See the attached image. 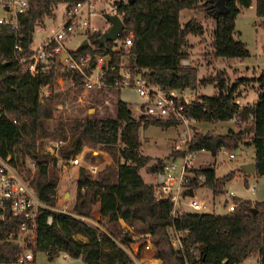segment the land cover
I'll list each match as a JSON object with an SVG mask.
<instances>
[{
	"label": "trees",
	"instance_id": "trees-1",
	"mask_svg": "<svg viewBox=\"0 0 264 264\" xmlns=\"http://www.w3.org/2000/svg\"><path fill=\"white\" fill-rule=\"evenodd\" d=\"M78 0H30L28 10L18 15L19 28L11 23L0 25V157H10L20 171L26 170L31 184L40 200L46 206L40 207L36 218V233L29 244L33 252L43 251L50 260L61 252L74 258L81 257L86 264H132L129 253L122 244L133 241L134 232H150L154 243L155 256L161 264H183L185 258L172 243V231L183 230V250L189 264H226L244 261L251 254L259 255V264H264V200H250L238 195L232 197L236 203L233 211L199 212L188 211L174 216L173 202L159 199L155 184L146 182L141 168L152 157L141 150L140 129L152 124L162 127L177 126L172 118H160L142 113L133 115L131 103L118 97L115 113L103 116H85L75 120L69 140L58 152L69 159L83 150L85 145H103L109 150L114 163L106 165L93 177L89 169L80 168L77 199L70 210L57 207L56 189L59 181L57 161L47 158L49 153L40 150L41 136L47 132L48 120L57 117L58 97L56 89L62 73L73 79L77 89L86 86L81 72L62 71V64H53L49 73L32 75L15 68L14 47L22 44V54L33 53L32 43L36 26L47 16L53 15L58 3L70 4ZM204 0H134L115 1L119 12H124L125 29L119 38L133 34L132 44L125 52L113 50L116 39L101 40L103 31L88 36L87 47L71 48L74 56L90 54L87 72L97 64L98 55H111L110 66L103 64L106 87H115L119 77V64L126 59L132 67L148 68L145 77L168 88H197L203 83H214L216 92L201 94L186 108L196 120L219 121L227 115L235 117V128L227 132L195 130L189 142L191 151L208 150L217 155L221 146L236 150L241 143L253 145L255 150V171L264 175V72L253 78L239 76L235 82L220 71L211 78H200L198 67L183 65L182 59L189 57L186 48L190 34H203L204 28L197 17L185 23L181 21L184 9L199 10L205 19H210L214 9ZM253 0H229L225 14L214 19L211 32L213 55L216 57H241L250 55V50L236 35V18ZM256 13L264 25V0H256ZM264 47V46H263ZM58 57V54H56ZM115 66V67H114ZM259 84L258 98L252 104L237 102L241 84ZM50 92L41 93L45 86ZM105 87H101V91ZM17 120V122H15ZM63 134L64 122L60 120ZM185 150H172L173 156L185 154ZM35 163V170L26 166V158ZM163 158L158 163L162 166ZM206 176L204 183L193 180V188L210 187L220 195L238 168L222 176L217 175L214 165L195 169ZM100 211L105 230L91 225L85 218H94ZM49 216L52 221L49 222ZM121 220L133 227H123ZM23 222L22 217H13L0 222V263L17 262L24 247L16 242ZM81 233L88 238L82 243L75 237ZM12 237V239L10 238Z\"/></svg>",
	"mask_w": 264,
	"mask_h": 264
},
{
	"label": "rangeland",
	"instance_id": "rangeland-1",
	"mask_svg": "<svg viewBox=\"0 0 264 264\" xmlns=\"http://www.w3.org/2000/svg\"><path fill=\"white\" fill-rule=\"evenodd\" d=\"M111 2L119 0H110ZM66 4L58 3L54 5V12L56 15L47 16L45 19L46 26L40 23L36 26L35 32V44L38 45L45 35H51L54 33L57 26L63 21V12L65 11ZM214 10V9H213ZM213 10L210 13V19H205L203 13L199 10L184 9L181 12V21L185 23L192 17H197L200 20L204 28L203 34H190L187 37L186 48L189 52L187 57L191 64L198 67V74L200 78H211L217 75L220 71L226 72V78L232 83L239 76H245L253 78L259 76L264 72V25L262 19L256 13V0H253L251 6L246 7L236 18V35L238 38L246 42L250 55L241 57H216L213 55L212 36L211 32L214 28V19L211 17ZM94 24L99 27H109L110 23L105 19L104 14H98L94 20ZM79 46V36L69 40L67 49L76 48ZM125 59V58H124ZM56 89L60 91L58 97L59 107L57 110V117L48 120L47 132L41 136L40 150L43 153H49L47 158L52 162L53 157H58L57 167L59 174V181L56 189L57 207L60 209L66 208L72 209V203L75 201L78 193V176L81 167H85L90 170L93 177H97L98 172L106 165L114 163V157L112 153L105 149L103 145L97 147H91L85 145L83 150L78 153L81 162L79 164H73L68 159L60 156L59 147L69 140L75 120L83 118L85 116H103L104 114L115 113V100L119 97L118 87H105L101 91V88L84 87L83 89H77L73 82L69 78L61 75L58 79ZM197 95L201 94H213L216 92L214 83H203L197 88ZM259 84L255 82H246L241 84L238 91L239 96L237 102L240 99L241 103L246 104L254 103V99L258 98ZM43 92H49V89L44 88ZM200 93V94H198ZM121 98L129 101L131 107L134 110L133 114L136 118L141 115V112L137 110V103L141 101L138 92L131 87L121 88ZM240 102V101H239ZM60 120L64 122L65 134L62 133L60 128ZM234 121H200L192 120L190 126V132L193 134L195 130L208 131L215 130L217 132H227L231 127L235 128ZM186 128L181 125L162 127L161 125H150L148 127L140 129V139L143 142L144 151L150 155H159V158L163 160H173L182 162L181 157H175L171 154L172 150H175L174 142L176 138L182 134ZM247 145V144H246ZM242 146V144H241ZM239 146L236 150V157L229 158L228 155L222 151L217 153L215 157L210 151L202 149L194 151V164L196 165H209L213 163L217 158V172L222 175L228 171L231 167H236L239 163L249 161L252 159V148H246ZM33 164L31 158H26V166ZM97 166V171H92L90 166ZM238 168V167H237ZM141 172L146 175L151 181H155L154 177L149 175L144 168ZM22 174L27 177L28 172L23 170ZM248 185L257 181V188L252 190ZM227 188L233 190L240 197L264 200V175H258L252 173L244 176L238 175L234 180L228 182ZM197 195L199 199L204 200L208 205H213V210L216 212H225L227 210V203L232 200L228 197V194L216 195L213 190L208 186H202L197 189ZM229 199H228V198ZM93 224L94 221H91ZM104 225V221H102ZM123 227L129 230H133V227L129 224L122 223ZM101 230H103L99 225ZM143 232H134L132 244H141L144 241ZM152 239V238H151ZM153 241V240H152ZM142 264H159L162 263L160 258H155L154 243L153 250L141 251ZM155 256V257H154ZM256 254H251L245 259L247 264H259V259ZM152 258V260H151ZM0 264H22L17 262L12 263H0ZM25 264H85L82 258H74L71 256L66 257L64 252H61L56 258L50 260L45 252L36 251L32 260H29Z\"/></svg>",
	"mask_w": 264,
	"mask_h": 264
},
{
	"label": "built area",
	"instance_id": "built-area-1",
	"mask_svg": "<svg viewBox=\"0 0 264 264\" xmlns=\"http://www.w3.org/2000/svg\"><path fill=\"white\" fill-rule=\"evenodd\" d=\"M128 3V0H124ZM30 0H0V25L9 22L14 28H19L18 15L28 10ZM11 13L9 17L8 13ZM104 14L106 20L111 22L107 15L118 14L124 21V12H119L117 4L109 0H78L70 4H66L62 23L57 26L51 36L46 37L43 42L33 48V53L23 55L22 44L17 42L14 47L15 68L28 71L32 75L49 73L53 64L60 60L63 68L62 71L81 72L88 88L106 87L108 83L105 79V71L103 64L105 63L104 55L97 56V64L90 68V72L85 70L89 66L90 54H81L74 56L67 49L69 40L79 36V46L90 34L97 31L105 32L108 28L96 26L93 22L98 14ZM125 29V28H124ZM123 31V30H122ZM121 34V33H120ZM132 36L130 33L126 38H117L113 46V50L126 52L132 44ZM89 41V39H88ZM58 54V57H56ZM183 65H190L188 58L182 59ZM115 67V66H114ZM148 68L132 67L126 59H122L119 64V77L115 79L114 86L118 88L131 87L134 88L141 98L140 110L144 114L153 115L160 118H172L177 120L178 125L184 126L186 129L182 131L174 142L175 150H185V154L180 155L182 162L175 159L165 160L162 166L159 165L156 172L155 194L161 198L170 199L173 202L172 213L174 216L182 215L188 211L212 212L213 205H208L204 200L199 199L198 195L190 194V188H193V180L204 183L206 176L202 172H198L194 166V151L189 149V142L192 140L193 134L190 132L192 120H196L194 116L187 113L186 108L189 104L198 98L195 88L190 87H173L168 88L159 82L148 80L145 73ZM74 82L73 79H70ZM49 86H45V88ZM50 92V90H49ZM49 92H42V96H46ZM235 117L227 115L223 121H235ZM17 122V120H15ZM222 151L229 158H235V150H231L226 146H221L218 153ZM73 164H79L81 159L78 154L68 159ZM35 170V163L31 165ZM92 171H97V166H90ZM246 184L248 181L246 179ZM252 190L257 187V181H253L248 185ZM228 197L235 196L233 190L226 192ZM227 197V198H228ZM229 199V198H228ZM46 206V203L40 200L36 190L31 184V180L22 174V171L10 161V157H0V222L13 217H22L23 222L20 227V233L17 238H13L21 246L24 247L23 252L18 258V262L25 264L34 258V252L29 244L32 243L36 233V218L40 207ZM227 212L236 208L233 199L227 203ZM48 221H52L49 216ZM144 241L141 244H122V247L129 253L132 264H142L141 251H152L153 241L150 232H143ZM172 243L179 250L178 255L185 258L183 264H189L187 255L183 250L182 237L183 230L172 231ZM12 239V237H10ZM155 257V256H154ZM157 258V257H155ZM152 260V258H151ZM224 259L221 264H226ZM234 264H247L244 261Z\"/></svg>",
	"mask_w": 264,
	"mask_h": 264
},
{
	"label": "crops",
	"instance_id": "crops-1",
	"mask_svg": "<svg viewBox=\"0 0 264 264\" xmlns=\"http://www.w3.org/2000/svg\"><path fill=\"white\" fill-rule=\"evenodd\" d=\"M110 1V0H109ZM54 8V7H53ZM53 15H56L55 14V12H54V9H53ZM63 15H64V12H63ZM46 19V18H45ZM45 19H44V21L43 22H41V23H43V25L44 26H46V22H45ZM40 24V23H39ZM35 32H36V29H35ZM52 35V34H51ZM51 35H45V37H43V39L41 40V42L36 46V45H34L35 44V33H34V41H33V43H32V47L35 49V48H37L42 42H43V40L46 38V37H48V36H51ZM79 42H80V38H79ZM46 89H49L50 90V88H46ZM195 90H196V93L198 92L197 91V89L195 88ZM198 94H200V93H198ZM119 97H121V88H120V90H119ZM255 101H256V99H254ZM240 101V102H239ZM254 101V102H255ZM238 102L240 103V104H246V102H242L241 103V100L239 99L238 100ZM60 105L58 104V107H59ZM137 110L138 111H140L141 112V110H140V102L139 103H137ZM134 111V110H133ZM141 114H142V112H141ZM134 115V114H133ZM142 141V140H141ZM241 144H242V146H241ZM240 144V146L241 147H246V148H252V151H251V155H252V159H250L249 161H246V162H241V163H239L235 168L234 167H231L228 171H226L225 173H223L222 175H224V174H226L227 172H229V171H232V170H234V169H236L238 166H242L243 164H246V163H249V162H252V161H254V157H255V150H254V147H253V145H246V144H244V143H241ZM141 150H142V152L143 153H145V151H144V147H143V142H142V144H141ZM145 154H147V153H145ZM150 155V154H149ZM151 157H152V159L149 161V163L146 165V166H144V167H142V168H144L145 170H146V172L149 174V175H151L152 177H154V179H155V181H151V180H149L148 178H146V175L145 174H143L142 172V175H143V178L145 179V181L146 182H151V183H156V172H157V169H158V166H159V163H158V161H156V158L159 156V155H156V156H154V155H150ZM215 157H217V155H214ZM180 157V156H179ZM211 165H214L215 167H216V169H217V166H218V163H217V158L215 159V161L213 162V163H210ZM194 166H195V168H198V167H201V166H203V165H196V164H194ZM141 168V169H142ZM217 171V170H216ZM245 173H247L248 175H250V174H252V173H254V172H246V171H240V170H237L236 171V173H235V175H234V177L231 179V180H229L228 182H230V181H232V180H234L239 174L240 175H242V176H244L245 175ZM217 175L218 176H222V175H220V174H218V172H217ZM228 182H227V184H228ZM227 184H226V186H225V191L224 192H227L229 189L227 188ZM200 187H202V186H200ZM200 187H198V188H200ZM198 188H196V189H194L193 188V191H194V193H196L197 194V189ZM257 188V187H256ZM236 194V193H235ZM237 195V194H236ZM238 196H240V195H238ZM242 197V196H241ZM242 198H245V197H242ZM76 199H77V197H76ZM76 199H75V201H76ZM246 199H250V200H257V199H251V198H246ZM75 201L72 203V207H73V205H74V203H75ZM63 210H67L66 208H64ZM91 225H94V226H96V225H99L103 230H105V227H104V225L102 224V220H101V213H100V211H97L96 213H95V217L94 218H85ZM95 220V223L96 224H93L91 221H94ZM121 222L122 223H125L126 224V222L125 221H123V220H121ZM75 237L78 239V240H80L82 243H87L88 242V238L86 237V236H84L83 234H81V233H77V234H75ZM65 253V252H64ZM34 256H35V253H34ZM65 256L66 257H68L69 255L67 254V253H65ZM256 257H258V259H259V255L257 254V256ZM79 258H81V257H79ZM248 258V257H247ZM161 260V259H160ZM161 262H162V260H161ZM85 263V262H84ZM86 264V263H85ZM159 264H161V263H159Z\"/></svg>",
	"mask_w": 264,
	"mask_h": 264
},
{
	"label": "water",
	"instance_id": "water-1",
	"mask_svg": "<svg viewBox=\"0 0 264 264\" xmlns=\"http://www.w3.org/2000/svg\"><path fill=\"white\" fill-rule=\"evenodd\" d=\"M129 2H134V0H128ZM228 1L229 0H204V4L206 3H211V7H214L213 13L211 14V17L214 19H217L219 17V15L225 14L228 10ZM9 17H11V13H8ZM110 22H111V26L108 28V30H106L105 32H103V35L101 37V40L105 41L108 39H112L115 40L119 37L120 33L122 32V30H124L125 28V22L123 21V19L118 15V14H109L107 15ZM89 44L88 39H85L82 44L78 47V49H82L87 47ZM110 59H111V55H107L105 57V63L106 66L109 67L110 66ZM242 169H244L246 172H254L255 171V163L254 161L243 164L241 166ZM190 194L193 195L194 191L193 188H190ZM201 264V263H199Z\"/></svg>",
	"mask_w": 264,
	"mask_h": 264
}]
</instances>
